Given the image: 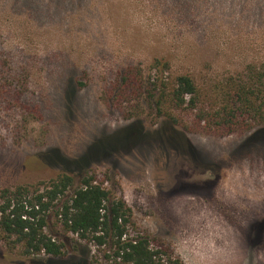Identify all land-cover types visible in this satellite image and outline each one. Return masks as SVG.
Segmentation results:
<instances>
[{"label":"rangeland","instance_id":"rangeland-1","mask_svg":"<svg viewBox=\"0 0 264 264\" xmlns=\"http://www.w3.org/2000/svg\"><path fill=\"white\" fill-rule=\"evenodd\" d=\"M155 58L170 63L164 77L199 82L264 64V0H0V203L70 175L46 214L52 235L88 177L129 208L127 238L182 264H264V125L188 132L146 102L110 100L127 66L158 76ZM57 237L60 258L0 241V264H113L108 244Z\"/></svg>","mask_w":264,"mask_h":264},{"label":"trees","instance_id":"trees-1","mask_svg":"<svg viewBox=\"0 0 264 264\" xmlns=\"http://www.w3.org/2000/svg\"><path fill=\"white\" fill-rule=\"evenodd\" d=\"M155 58L150 66L157 73L145 79L139 67L127 66L117 75L110 100L119 104L146 102L147 108L174 127L188 132L225 136L264 125V64H249L235 75L198 81L191 73L168 74L170 63ZM185 116H191L186 125ZM134 117V116H133ZM73 186V178L59 174L42 192L27 188L4 190L0 203V241L25 256H64L58 235L72 234L98 246L108 244L106 257L113 264H182L178 258L152 248L147 238L126 237L130 210L123 201H110L109 193L83 178L72 196L55 211L47 234L46 214Z\"/></svg>","mask_w":264,"mask_h":264}]
</instances>
